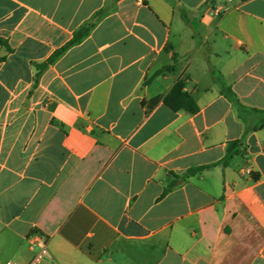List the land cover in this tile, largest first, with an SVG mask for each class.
I'll use <instances>...</instances> for the list:
<instances>
[{
	"label": "crops",
	"instance_id": "0c3cea01",
	"mask_svg": "<svg viewBox=\"0 0 264 264\" xmlns=\"http://www.w3.org/2000/svg\"><path fill=\"white\" fill-rule=\"evenodd\" d=\"M33 235L48 264H264V0H0V264Z\"/></svg>",
	"mask_w": 264,
	"mask_h": 264
},
{
	"label": "trees",
	"instance_id": "16d2710c",
	"mask_svg": "<svg viewBox=\"0 0 264 264\" xmlns=\"http://www.w3.org/2000/svg\"><path fill=\"white\" fill-rule=\"evenodd\" d=\"M94 26V23L86 24L84 27H82L79 31L76 32L74 38L64 47L56 51L53 56L43 65L42 67H45L46 65L55 62L66 50H68L71 46L81 42L85 36L88 35L91 28ZM175 69V63L172 65H169L165 67L164 69H161L155 73L154 76H158L165 71H173ZM218 84L220 85L221 92L232 102H234L240 112L245 113L248 111L247 107L244 106L238 99L237 95L233 92L231 87L226 86L219 78L217 79ZM185 84L183 81H180L175 84L172 91L168 96L165 97L164 101L167 106H169L173 111H181L186 110L192 114H196L199 112V106L196 103V101L193 99V97L184 91ZM161 97H158L151 101L150 106H154L157 103L161 101ZM241 141H232L228 144L227 153L225 158L219 163L224 166L228 165V163L235 158L238 155H243L245 153L243 147H242ZM207 167H197L190 169L186 176L196 175L197 173L201 172Z\"/></svg>",
	"mask_w": 264,
	"mask_h": 264
},
{
	"label": "built area",
	"instance_id": "2783aa9c",
	"mask_svg": "<svg viewBox=\"0 0 264 264\" xmlns=\"http://www.w3.org/2000/svg\"><path fill=\"white\" fill-rule=\"evenodd\" d=\"M246 172L251 174L249 168L246 169ZM32 249L36 250L33 259L28 264H48L49 251L46 246V243L39 235H33L31 239ZM6 264H21L14 261H8Z\"/></svg>",
	"mask_w": 264,
	"mask_h": 264
}]
</instances>
